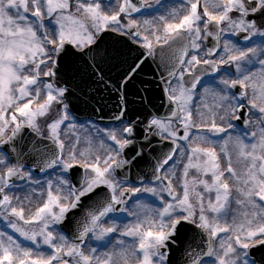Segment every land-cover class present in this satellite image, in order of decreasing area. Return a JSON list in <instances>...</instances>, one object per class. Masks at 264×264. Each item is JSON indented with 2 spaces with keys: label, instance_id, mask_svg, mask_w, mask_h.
Returning <instances> with one entry per match:
<instances>
[{
  "label": "snow or ice",
  "instance_id": "6c2138e0",
  "mask_svg": "<svg viewBox=\"0 0 264 264\" xmlns=\"http://www.w3.org/2000/svg\"><path fill=\"white\" fill-rule=\"evenodd\" d=\"M149 58L159 106L151 81L135 86ZM104 91L118 126L97 129L101 151L66 153L73 99L98 111ZM157 138L168 151L133 182ZM0 223V264H173L177 250L180 264H257L264 0H0Z\"/></svg>",
  "mask_w": 264,
  "mask_h": 264
},
{
  "label": "water",
  "instance_id": "95a60500",
  "mask_svg": "<svg viewBox=\"0 0 264 264\" xmlns=\"http://www.w3.org/2000/svg\"><path fill=\"white\" fill-rule=\"evenodd\" d=\"M160 71L161 69L157 68V64L153 63L152 60H148V64L145 68V71L140 73L138 79L135 81V86L137 88L142 87L140 84L141 80H147L151 81V84H149V87L152 89L154 96H155V101L157 106L160 105L162 99H163V83L160 80ZM103 96L102 99V104L103 107L101 110H94V108H101L100 104H97V106H86L85 104L81 103L78 100L73 99L72 105H70V110L79 118H85V117H92L96 120L102 121V122H117L113 119L114 114L118 110L116 107H114L115 103L118 101V97L115 95V93L110 94L107 91H104L101 93ZM129 100L131 99H136L131 93H129L128 97ZM24 135L27 140L29 141H34L36 139L35 134L31 132V130H25ZM142 140V137L140 138ZM154 144H156V151L155 152H148L146 153V158L142 160L138 165L135 167H132L130 172H129V177L130 179L133 180H138L139 178H151L152 175V168L155 164V158L161 154V152H167L165 150V147L163 148L162 145L164 142L160 141L158 138L153 141ZM28 164H34L35 160L30 159L27 160ZM19 182V181H18ZM191 232V226L186 225L182 230H181V235L183 232ZM251 257L254 258L257 261V264H260L261 260H264V248H255L251 250L250 253ZM173 264H180L179 259H173Z\"/></svg>",
  "mask_w": 264,
  "mask_h": 264
},
{
  "label": "flooded vegetation",
  "instance_id": "af4514ba",
  "mask_svg": "<svg viewBox=\"0 0 264 264\" xmlns=\"http://www.w3.org/2000/svg\"><path fill=\"white\" fill-rule=\"evenodd\" d=\"M170 3L173 2V0H169ZM232 39L236 40V39H240L241 43H243L242 38H236L233 37ZM113 75H115V73H113ZM209 77H205L204 78V82L206 83L208 81ZM70 121L67 123H73L75 124V128L72 130H79L82 129L85 131V136L87 141L90 142V144H80L77 143V141L75 140L74 136H70L69 131L66 130L67 127H63L62 126V130H61V138L65 141V152L67 153L68 149L70 148H75L78 151H85L86 149H88L89 147H91V149L94 152H99L101 151L100 149V139L102 138V134L98 135L97 134V129H104L105 127H117L118 124H109V125H102L99 124L97 122H94L92 120L86 119V120H78L76 119L70 112ZM237 123V122H236ZM238 128L242 127L240 126L238 123ZM44 121H43V127L44 128ZM34 176H36L37 178H39L42 182H44L46 179H48L47 175L44 173H33ZM24 185V183H20L17 184V186H22ZM150 203L153 204V206H159V201L155 198L152 197L150 200ZM4 225L3 223H0V228H3ZM184 240H188V238H184Z\"/></svg>",
  "mask_w": 264,
  "mask_h": 264
},
{
  "label": "rangeland",
  "instance_id": "374dc122",
  "mask_svg": "<svg viewBox=\"0 0 264 264\" xmlns=\"http://www.w3.org/2000/svg\"><path fill=\"white\" fill-rule=\"evenodd\" d=\"M201 103H207L209 105H212L214 103V100L210 95L208 97H206L203 101H201L198 97L196 100V104L200 105ZM44 119H45L44 117L39 118V123L41 125V128L43 127ZM72 129H74V128H68V127L66 128V130L69 131L70 136L73 135L75 140L76 141L78 140L80 144H87V145L90 144V142L87 141V139H86L84 130H82L80 128H79V130H72ZM192 171L194 172V170H192ZM19 189H23V190H19ZM13 192L16 195L21 196V197H23L25 195H31L32 194L31 189H28L25 185L17 186V188L13 189ZM39 192H40V189L37 188V192H36L35 196L33 197V203L34 204L39 203ZM150 200H151V198H150ZM150 200L148 201L149 203H150ZM239 212H240V210L237 208V206L235 204H233L230 215L228 217L229 221H231L233 215L239 216ZM25 243H28V242H25Z\"/></svg>",
  "mask_w": 264,
  "mask_h": 264
}]
</instances>
